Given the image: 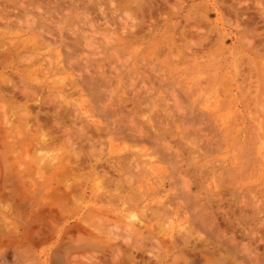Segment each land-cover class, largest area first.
I'll return each mask as SVG.
<instances>
[{
  "label": "rangeland",
  "instance_id": "obj_1",
  "mask_svg": "<svg viewBox=\"0 0 264 264\" xmlns=\"http://www.w3.org/2000/svg\"><path fill=\"white\" fill-rule=\"evenodd\" d=\"M65 1L0 0V264H264V0Z\"/></svg>",
  "mask_w": 264,
  "mask_h": 264
},
{
  "label": "bare ground",
  "instance_id": "obj_2",
  "mask_svg": "<svg viewBox=\"0 0 264 264\" xmlns=\"http://www.w3.org/2000/svg\"><path fill=\"white\" fill-rule=\"evenodd\" d=\"M10 1L12 2V0H10ZM26 1H27V0H26ZM47 1H48V0H47ZM55 1H56V0H55ZM64 1H65V0H64ZM86 1H87V0H86ZM91 1H92V0H91ZM113 1H114V0H112V4H114ZM135 1H136V0H135ZM179 1H181V0H179ZM233 1H235V0H233ZM240 1H241V0H240ZM247 1H248V0H247ZM13 2H15V1H13ZM30 2H31V1H29L27 4H29ZM35 2H36V1H35ZM39 2H41V1H39ZM52 2H53V1H52ZM65 2H66V1H65ZM79 2H83V1H79ZM154 2H155V1H154ZM182 2H183V1H182ZM184 2H185V1H184ZM228 2H229V1H228ZM231 2H232V1H231ZM7 3H8V2H7ZM7 3L5 2V4H7ZM18 3H19V2H18ZM43 3H44V2H43ZM47 3H48V2H47ZM49 3H51V2H49ZM57 3H58V2H57ZM77 3H78V2H77ZM85 3H86V2H85ZM89 3H90V2H89ZM89 3H87V4L89 5ZM150 3H151V2H150ZM161 3H162V2H161ZM172 3H173V2H172ZM0 4H1V3H0ZM14 4H15V3H14ZM25 4H26V3H25ZM27 4H26V5H27ZM38 4H40V3H38ZM80 4H83V3H80ZM156 4H157V3H156ZM258 4H259V3H258ZM261 4H262V3H261ZM261 4H259V5L261 6ZM10 5H11V4H10ZM19 5H20V4H19ZM22 5H23V3H22ZM22 5H21V6H22ZM26 5H25V7H26ZM36 5H37V4H36ZM41 5H42V4H40V6H38V7H41ZM54 5H55V4H53V6H54ZM64 5H66V4H64ZM123 5H126V4H123ZM128 5H129V4H128ZM130 5H131V4H130ZM145 5H146V4H145ZM2 6H3V5H2ZM56 6H57V5H56ZM80 6H81V5H80ZM94 6H95V5H94ZM99 6H101V5H99ZM102 6H103V5H102ZM173 6H175V5H173ZM0 7H1V5H0ZM6 7H7V5H6ZM35 7H36V6H35ZM38 7H37V8H38ZM50 7H51V6H50ZM65 7H66V6H65ZM65 7H64V8H65ZM67 7H68V6H67ZM112 7H114V6H112ZM124 7H125V6H124ZM126 7H127V6H126ZM148 7H149V6H148ZM156 7H157V6H156ZM8 8H9V6H8ZM22 8H24V7H22ZM29 8H31V7H29ZM84 8H86V7H84ZM98 8H99V7H98ZM122 8H123V7H122ZM143 8H144V7H143ZM149 8H150V7H149ZM149 8H148V9H149ZM175 8H177V7L175 6ZM226 8H228V7H226ZM239 8H240V7H239ZM4 9H5V6H4ZM4 9L2 8V10H4ZM6 9H7V8H6ZM13 9H14V7L11 8L12 11H13ZM33 9H34V8H33ZM39 9H40V8H39ZM47 9H48V8H47ZM52 9H53V8H52ZM79 9H80V8H79ZM101 9H102V8H101ZM157 9H158V8H157ZM165 9H166V8H165ZM246 9H247V8H246ZM0 10H1V9H0ZM9 10H10V9H9ZM9 10H8V12H9ZM44 10H45V9H44ZM54 10H55L54 12H56V9H54ZM91 10H92V9H91ZM99 10H100V9H99ZM149 10H150V9H149ZM167 10H168V9H167ZM4 11H5V10H4ZM12 11H11V12H12ZM16 11H17V12H16ZM16 11H14V12H16V13L20 12V11H18V8H17ZM37 11H38V10H37ZM83 11H84V9H83ZM88 11H90V10H88ZM102 11H105V10H102ZM110 11H111V10H110ZM144 11H145V9H144ZM155 11H157V10H155ZM175 11H176V9H175ZM215 11H216V10H215ZM8 12L6 11V13H8ZM22 12H23V11H22ZM45 12H46V11H45ZM67 12H68V11H67ZM77 12H78V10H77ZM80 12H81V10H80ZM86 12H87V11H86ZM116 12H117V11H116ZM173 12H174V11H173ZM216 12H217V11H216ZM257 12H258V10H257ZM262 12H263V9L261 10V13H262ZM32 13H33V12H32ZM146 13H147V12H146ZM148 13H149V12H148ZM231 13H232V12H231ZM14 14H15V13H14ZM40 14H41V13H40ZM40 14H39V15H40ZM70 14H71V13H70ZM104 14H105V13H104ZM133 14H134V13H133ZM158 14H159V13H158ZM0 15H1V14H0ZM20 15H21V13H20ZM23 15H24V14H23ZM37 15H38V14H37ZM68 15H69V14H68ZM78 15H79V13H78ZM139 15H140V14H139ZM159 15H160V14H159ZM165 15H166V14H165ZM228 15H229V14H228ZM263 15H264V14H263ZM1 16H3V15H1ZM1 16H0V17H1ZM18 16H19V15H18ZM29 16H30V15H29ZM32 16L34 17V15H32ZM32 16H31V17H32ZM150 16H151V13H150ZM150 16H149V17H150ZM185 16H186V15H185ZM8 17H11V16L9 15ZM38 17H39V16H38ZM65 17H66V16H65ZM140 17H141V16H140ZM166 17H167V19H168V15H167ZM2 18H3V17H2ZM2 18H0V19H2ZM22 18H23V17H22ZM34 18H36V17H34ZM34 18H33V19H34ZM44 18H45V16H44ZM128 18H129V17H128ZM151 18H152V17H151ZM160 18H161V15H160ZM170 18H171V17H170ZM183 18H184V17H183ZM238 18H239V17H238ZM5 19H6V18H5ZM11 19H12V18H11ZM13 19H14V18H13ZM27 19H29V18L27 17ZM30 19H32V18H30ZM42 19H43V18H42ZM67 19H68V18H67ZM154 19H155V18H153V21H156V20H154ZM3 20H4V19H3ZM128 20H129V19H128ZM130 20H131V19H130ZM139 20H140V19H139ZM162 20H163V19H162ZM183 20H184V19H183ZM236 20L238 21L239 19L236 18ZM6 21H7V19H6ZM8 21H9V18H8ZM8 21H7V22H8ZM11 21H12V20H11ZM11 21H10V22H11ZM18 21H19V19H18ZM25 21H26V20H25ZM28 21H29V20H28ZM65 21H67V20H65ZM106 21H107V20H106ZM153 21H152V22H153ZM199 21H200V20H199ZM1 22H3V21L1 20ZM10 22H9V23H10ZM20 22H22V21L20 20ZM37 22H38V21H37ZM85 22H86V21H85ZM131 22H133V21H131ZM134 22H135V21H134ZM138 22H139V21H138ZM239 22H240V21H238L237 24H238ZM11 23H13V22H11ZM15 23H16V21H15ZM24 23H27V21L24 22ZM89 23H90V22H89ZM181 23L183 24V21H182ZM181 23H180V24H181ZM191 23H192V22H191ZM193 23H194V22H193ZM233 23H234V22H233ZM5 24H7V23H5ZM19 24H20V23H19ZM84 24H85V23H84ZM90 24H91V23H90ZM131 24H132V23H131ZM154 24H155V23H154ZM172 24H173V23H172ZM197 24H198V23H197ZM229 24H230V23H229ZM239 24H240V23H239ZM11 25H12V24H11ZM24 25H26V24H24ZM62 25H63V24H62ZM134 25H135V24H134ZM144 25H145V24H144ZM150 25H151V24H150ZM152 25H153V24H152ZM189 25H190V24H189ZM191 25H192V24H191ZM191 25H190V26H191ZM193 25H194V24H193ZM3 26H4V25H3ZM5 26H6V25H5ZM12 26H13V25H12ZM124 26H125V25H124ZM171 26H172V25H171ZM187 26H188V25H187ZM187 26H186V27H187ZM195 26H196V27H195L194 29H195V33H196L197 25L195 24ZM238 26H239V25H238ZM30 27H31V26H30ZM72 27H73V26H72ZM128 27H129V26H128ZM132 27H133V25H132L130 28H132ZM136 27H137V26H136ZM142 27H144V26H142ZM181 27H182V25H181ZM181 27H180V28H181ZM200 27H201V26H200ZM8 28H9V27H8ZM11 28H12V27H11ZM17 28H18V27H17ZM138 28H139V27H138ZM147 28H148V27H147ZM152 28H153V26H152ZM152 28H150V29H152ZM168 28H169V27H168ZM176 28L178 29L179 26H176ZM187 28H188V27H187ZM201 28H202V27H201ZM1 29H2V28H1ZM6 29H7V28H6ZM23 29H25V28H23ZM39 29H40V28H39ZM135 29H136V28H135ZM191 29H192V26H191ZM172 30H174V29H172ZM200 30H201V29H200ZM5 31H6V30H5ZM73 31H75V29H73ZM82 31H83V30H82ZM133 31H135V30H133ZM156 31H158V30H156ZM180 31H181V30H180ZM186 31H187V30H186ZM198 31H199V30H198ZM206 31H208V30H206ZM2 32H3V31H1V33H2ZM18 32H19V31H18ZM39 32H40V31H39ZM83 32H84V31H83ZM170 32H171V31H170ZM165 33H166V32H165ZM178 33H179V31H178ZM178 33H177V34H178ZM187 33H191V32H187ZM193 33H194V32H193ZM204 33H205V32H204ZM19 34H20V33H19ZM48 34H49V33H48ZM67 34H68V33H67ZM139 34H140V33H139ZM184 34H185V33H184ZM161 35H162V34H161ZM178 35H179V34H178ZM180 35H181V34H180ZM48 36H49V35H48ZM158 36H159V35H158ZM53 37H54V36H53ZM53 37H52V38H53ZM146 37H147V36H146ZM171 37H172V36H171ZM178 37H179V36H178ZM178 37H177V39H178ZM1 38H3V37H1ZM40 38H41V37H40ZM43 38H44V36H43ZM61 38H62V37H61ZM74 38H75V37H74ZM77 38H78V37H77ZM118 38H119V37H118ZM139 38H141V36H140ZM151 38H152V36H151ZM158 38H159V37H158ZM179 38H180V37H179ZM209 38H210V37H209ZM216 38H217V37H216ZM14 39H16V38H14ZM26 39H27V37H25V40H26ZM44 39H45V38H44ZM57 39H58V38H57ZM103 39H104V38H103ZM143 39H145V38H143ZM180 39H182V38H180ZM183 39H184V38H183ZM263 39H264V38H263ZM1 40H2V39H1ZM16 40H17V39H16ZM27 40H29V37H28ZM40 40H41V39H40ZM40 40H39V41H40ZM47 40H49V39H47ZM54 40H55V39H54ZM65 40H66V39H65ZM139 40H140V39H139ZM260 40H261V39H260ZM10 41H13V40H10ZM14 41H15V40H14ZM22 41H23V40H22ZM43 41H44V40H43ZM70 41H71V40H70ZM75 41H76V40H75ZM107 41H108V40H107ZM7 42H9V40H7ZM28 42H29V41H28ZM33 42H34V41H33ZM79 42H81V41L79 40ZM129 42H130V41H129ZM260 42H261V41H260ZM11 43H13V42H11ZM16 43H17V42H16ZM16 43H15V45H16ZM22 43H24V42H22ZM41 43H42V42H41ZM53 43H54V42H53ZM120 43H121V42H120ZM126 43H127V42H126ZM126 43H125V44H126ZM0 44H1V43H0ZM8 44H10V42H9ZM13 44H14V43H13ZM13 44H12V45H13ZM17 44H18V43H17ZM30 44H32V43L30 42ZM45 44H47V42H46ZM56 44H57V43H56ZM169 44H170V43H169ZM192 44H193V43H192ZM2 45H3V44H2ZM2 45H1V46H2ZM10 45H11V44H10ZM21 45H22V44H21ZM21 45H20V46H21ZM51 45H52V44H51ZM51 45H50V46H51ZM69 45H70V44H69ZM87 45H88V44H87ZM87 45H86V46H87ZM5 46L7 47V45H5ZM71 46H72V45H71ZM88 46H89V45H88ZM2 47H3V46H2ZM6 47H5V48H6ZM12 47H13V46H12ZM29 47H30V46H29ZM40 47H41V45H40ZM52 47H54V46L52 45ZM203 47H204V46H203ZM9 48H10V47H9ZM12 49H14V47H13ZM17 49H18V48H17ZM43 49H44V48H43ZM48 49H49V48H48ZM50 49H52V48H50ZM59 49H60V48H59ZM113 49H114V48H113ZM204 49H205V48H204ZM46 51H47V50H45L44 53H45V54H48ZM58 51H59V50H58ZM58 51H57V52H58ZM111 51L114 52V50H111ZM135 51H136V50H135ZM198 51H199V50H198ZM10 52H11V51H10ZM22 52H23V51H22ZM24 52H28V51H25V50H24ZM41 52H43V50H42ZM48 52H50V51H48ZM55 52H56V51H55ZM29 53H30V52H29ZM36 53H37V51H36ZM44 53H43V54H44ZM60 53H61V52H58V54H60ZM114 53H115V52H114ZM174 53H176V52L174 51ZM174 53H173V54H174ZM177 53H178V52H177ZM200 53H202V52H200ZM13 54H14V53H13ZM19 54H20V53H19ZM53 54H54V53H53ZM55 54H56V53H55ZM55 54H54V55H55ZM61 54H62V53H61ZM5 55H6V54H5ZM15 55H16V54H15ZM26 55H27V53H26ZM29 55L31 56V53H30ZM35 55H37V54H35ZM40 55L42 56V54H40ZM56 55H57V54H56ZM17 56H18V55H17ZM30 56L28 57V59L30 58ZM60 56H61V55H60ZM1 57H2V56H1ZM9 57H10V55H9ZM38 57H39V56H38ZM47 57H48V56H47ZM55 57H56V56H55ZM55 57H54V58H55ZM62 57H63V55H62ZM62 57H61V58H62ZM108 57H109V56H108ZM10 58H12V57H10ZM15 58H16V57H15ZM45 58H46V57H45ZM57 58H58V56H57ZM61 58H60V59H61ZM192 58H193V57H192ZM25 59H26V58H25ZM50 59H52V57H50ZM32 60H33V62L35 61V59H34V55H33ZM40 60H41V58H40ZM65 60H66V59H65ZM191 60H192V59H191ZM30 61H31V59H30ZM38 61H39V59H38ZM56 61L58 62V61H60V60H56ZM22 62H23V61H22ZM31 62H32V61H31ZM31 62H30V63H31ZM33 62H32V63H33ZM50 62H51V61H50ZM4 63H5V62H4ZM8 63H9V62H8ZM10 63H11V61H10ZM17 63H18V61H17ZM36 63H37V62H36ZM42 63H44V62H41V64H42ZM62 63H63V62H62ZM118 63H119V62H118ZM56 64H58V63H56ZM175 64H176V62H175ZM175 64H174V65H175ZM182 64H183V63H182ZM14 65H15V63H14ZM45 65H46V64H45ZM50 65H52V62H51ZM2 66H3V64H2ZM7 66H8V64H7ZM30 66H31V65H30ZM113 66H114V65H113ZM39 67H40V66H38V68H39ZM42 67H43V66H42ZM52 67H53V66H52ZM99 67H100V66H99ZM2 68H3V67H2ZM35 68H36V67H35ZM43 68H44V67H43ZM47 68H48V67H47ZM50 68H51V67H50ZM64 68H65V67H64ZM13 69H14V68H13ZM40 69H41V68H40ZM45 69H46V68H45ZM65 69H66V68H65ZM180 69H181V68H180ZM35 70H36V69H35ZM50 71H51V69H50ZM59 71H61V69H60ZM63 71H64V70H63ZM25 72H26V71H25ZM38 72H39V71H38ZM46 72H47V69H46ZM46 72H45V73H46ZM33 73H34V71H33ZM49 73H51V72H49ZM119 73H120V72H119ZM39 75H40V74H39ZM42 75H43V74H42ZM80 75H81V74H80ZM12 76H13V75H12ZM2 77H3V76H2ZM35 77H36V76H35ZM7 78H8V75H7ZM9 78H10V76H9ZM9 78L7 79V80H9V82L6 81V83L8 82L9 85H11V84H10V79H9ZM18 78H19V76H18ZM20 78H21V77H20ZM66 78H67V77H66ZM100 78H101V77H100ZM5 79H6V78H5ZM74 79H75V78H74ZM84 79H85V78H84ZM97 79H98V78H97ZM35 80H36V79H35ZM37 80H38V79H37ZM37 80H36V81H37ZM39 80H40V79H39ZM39 80H38V83H40ZM41 80H42V79H41ZM41 80H40V81H41ZM56 80L58 81V78H57ZM70 80H71V79H70ZM91 80H92V79H91ZM22 81H23V80H22ZM24 81H25V80H24ZM33 81H34V80H33ZM54 81H55V79H54ZM62 81H63V78H62ZM62 81L59 82V84L62 83ZM74 81H75V80H74ZM74 81H73V82H74ZM17 82H18V81H17ZM20 82H21V81H20ZM25 82H26V81H25ZM25 82H24V85H25ZM41 82H42V81H41ZM22 83H23V82H22ZM26 83H27V82H26ZM52 83H53V82H52ZM77 83H78V81H77ZM81 83H82V81H81ZM81 83H80V84H81ZM86 83H87V82H86ZM89 83H90V82H89ZM14 84H15V83H14ZM63 84H64V83H63ZM67 84H68V83H67ZM73 84H75V83H73ZM73 84H72V85H73ZM78 84H79V83H78ZM99 84H100V83H99ZM99 84H98V85H99ZM102 84H103V83H102ZM129 84H130V83H129ZM1 85H2V84H1ZM26 85H27V84H26ZM72 85H70V87H71ZM95 85H96V84H95ZM3 86H4V85H3ZM21 86H22V85H21ZM29 86H30V88H31V85H29ZM96 86H97V85H96ZM100 86H101V85H100ZM100 86H99V87H100ZM9 87H10V86H9ZM33 87H34V86H33ZM68 87H69V85H68ZM70 87H69V88H70ZM26 88H27V86H26ZM26 88H25V89H26ZM37 88H38V87H37ZM54 88H55V87H54ZM89 88H90V87H89ZM14 89H15V88H14ZM16 89H17V88H16ZM39 89H41V88H39ZM84 89H85V88H84ZM3 90H4V89H3ZM29 90H30V89H29ZM32 90H33V89H32ZM58 90H59V88H58ZM88 90H89V89H88ZM96 90H97V89H96ZM4 91H5V90H4ZM26 91H27V89H26ZM34 91H35V93H36V90H34ZM37 91H38V90H37ZM99 91H100V90H99ZM13 92H14V91H13ZM28 92H29V91H28ZM82 92H83V91H82ZM88 92H89V91H88ZM46 93H47V92H46ZM79 93H80V92H79ZM98 93H99V92H98ZM26 94H28V93H26ZM38 94H40V92H39ZM60 94H61V93H60ZM5 95H7V94H5ZM31 95H32V94H31ZM53 95H54V94H53ZM24 96H25V95H24ZM36 96H37V93H36ZM55 96H56V95H55ZM61 96H62V94H61ZM8 97H10V96H8ZM26 97H27V96H26ZM32 97H33V95H32ZM49 97H50V95H49ZM49 97H48V98H49ZM11 98H14V97H11ZM39 98H40V97H39ZM56 98H57V97H56ZM60 98H61V97H60ZM24 99H25V98H24ZM45 99H46V98H45ZM51 99H52V98H51ZM62 99H63V97H62ZM99 99H100V98H99ZM34 100H35V98H34ZM55 100H57V99H55ZM63 100H64V99H63ZM14 101H15V100H14ZM23 101H24V100H23ZM32 101H33V100H32ZM36 101H37V100H36ZM39 101H40V100H39ZM43 101H44V100H43ZM123 101H124V100H123ZM15 102H16V101H15ZM26 102H27V101H26ZM37 102H38V101H37ZM64 102H65V101H64ZM21 103H22V102H21ZM28 103H29V102H28ZM31 103H32V102H31ZM31 103H29V104H31ZM38 103H40V102H38ZM112 103H113V102H112ZM134 103H135V101H134ZM1 104L3 105V103H1ZM15 104H16V103H15ZM15 104H14V105H15ZM22 104H23V103H22ZM24 104H25V103H24ZM32 104H33V103H32ZM42 104H43V103H42ZM48 104H49V101H48ZM60 104H61V103H60ZM117 104H118V102H117ZM138 104H139V103H138ZM2 105H1V106H2ZM6 105H8V104H6ZM6 105H3L2 108L0 107L4 112H5V111L7 112V110H9V109H6V108H5ZM18 105H19V104H18ZM37 105H38V104H37ZM37 105H36V106H37ZM4 106H5V107H4ZM20 106H21V105H20ZM25 106H26V105H25ZM31 106H32V105H31ZM31 106H30V107H31ZM38 106L40 107V105H38ZM43 106H45V105L43 104ZM53 106H54V103H53ZM55 106H56V105H55ZM112 106H113V104H112ZM138 106H139V105H138ZM16 107H17V106H16ZM21 107L24 108L23 106H21ZM61 107H62V105H61ZM66 107H68V105H67ZM70 107H71V106H70ZM3 108H5V109H3ZM22 108H21V109H22ZM25 108H26V107H25ZM25 108H24V109H25ZM49 108H50V106H49ZM115 108H116V107H115ZM19 109H20V108H19ZM19 109H17V110H19ZM21 109H20V110H21ZM26 109H27V108H26ZM36 109H38V108H36ZM60 109H61V108H60ZM60 109H59V110H60ZM76 109H78V108H76ZM118 109H119V108H118ZM133 109H134V108H133ZM137 109H138V108H137ZM10 110H11V109H10ZM50 110H51V108H50ZM65 111H66V109H65ZM65 111H64V113H65ZM71 111H72V110H71ZM75 111H77V110H75ZM116 111H117V110H116ZM121 111H122V110H121ZM10 112H11V111H10ZM24 112H25V111H24ZM24 112H23V113H24ZM57 112H58V111H57ZM111 112H112V110H111ZM137 112H138V110H137ZM4 114H5V113H4ZM4 114H3V115H4ZM12 114H13V112H12ZM19 114H20V113H18V115H19ZM115 114H116V113H115ZM119 114H120V113H119ZM121 114H122V113H121ZM26 115H29V114L26 112ZM58 115H59V113H58ZM64 115H65V114H64ZM134 115H135V114H134ZM7 116H9V115H7ZM15 116H16V115H15ZM40 116H41V115H40ZM59 116H60V115H59ZM74 116H75V115H74ZM76 116H77V115H76ZM127 116H129V115H127ZM130 116H131V115H130ZM11 117H12V116H11ZM25 117H26V116H25ZM79 117H80V116H79ZM121 117H122V116H121ZM28 118H29V117H28ZM28 118L26 117V120H27ZM30 118H31V117H30ZM49 118H50V117H49ZM72 118H73V116H72ZM123 118H124V117H123ZM4 119L6 120V116H5V115H4ZM7 119H8V121L10 122L11 119L9 120L8 117H7ZM12 119H13V117H12ZM14 119H15V118H14ZM35 119H36V118H35ZM47 119H48V118H47ZM65 119H66V118H65ZM79 119H80V118H79ZM83 119H84V118H83ZM111 119H112V118H111ZM15 120H16V119H15ZM15 120H14V121H15ZM30 120H31V119H30ZM44 120H45V119H44ZM48 120H49V119H48ZM55 120H56V119H55ZM55 120H54V121H55ZM90 120H91V119H90ZM124 120H125V119H124ZM8 121L6 120L7 124H8ZM27 121H29V120H27ZM41 121H42V120H41ZM78 121H79V120H78ZM168 121H169V120H168ZM11 122H12V121H11ZM33 122H34V121H33ZM60 122H61V121H60ZM60 122H59V123H60ZM68 122H69V121H68ZM79 122H80V121H79ZM100 122H101V121H100ZM129 122H130V121H129ZM164 122H165V121H164ZM4 123H5V122H4ZM35 123H37V122H35ZM56 123H57V121H55V124H56ZM71 123H72V122H71ZM96 123H97V122H96ZM113 123H114V122H113ZM122 123H125V124H126V122H121V124H122ZM135 123H136V122H135ZM9 124L12 125V123H9ZM13 124H14V123H13ZM16 124H18L17 121H16ZM30 124H31V123H30ZM32 124H33V123H32ZM32 124H31V125H32ZM37 124H38V123H37ZM37 124H36V125H37ZM61 124H62V122H61ZM61 124H60V125L58 124V126L62 127ZM67 124H68V123H67ZM73 124L75 125V122H74ZM81 124H82V123H81ZM83 124H84V123H83ZM18 125H19V124H18ZM88 125H89V124H88ZM94 125L96 126L97 124H94ZM100 125H103V124L100 123ZM122 125H123V124H122ZM130 125H133V123H131ZM136 125H137V124H136ZM139 125H140V124H139ZM6 126H8V125H6ZM32 126H33V125H32ZM34 126H35V125H34ZM41 126H43V124H42ZM58 126H57V128H58ZM66 126H67V125H66ZM72 126H73V125H72ZM75 126H76V125H75ZM77 126H78V125H77ZM113 126H114V125H113ZM123 126H124V125H123ZM133 126H134V125H133ZM16 127H17V125H16ZM37 127H38V126H37ZM39 127H40V126H39ZM69 127H70V126H69ZM69 127H68V128H69ZM79 127H80V128H79ZM87 127H89V126H87ZM92 127H93V126H92ZM108 127H111V126L109 125ZM116 127H117V126H116ZM127 127H128V126H127ZM130 127H131V126H130ZM26 128H27V127H26ZM42 128H43V127H42ZM73 128H74V127H73ZM75 128H76V127H75ZM77 128L79 129L78 131L81 133L83 127L81 128V125H80V126H78ZM96 128H97V127H96ZM131 128H132V127H131ZM136 128H138V126H137ZM136 128H134V129H136ZM9 129H10V128H9ZM12 129H14V128H12ZM16 129H17V128H16ZM16 129H15V130H16ZM36 129H37V128H36ZM48 129H49V128H48ZM54 129H56V128H54ZM69 129H70V128H69ZM69 129H68V130H69ZM86 129H87V128H86ZM86 129H85V130H86ZM89 129H90V128H89ZM89 129L86 130V131H84V133H85V132L87 133V131H90ZM110 129H111V128H110ZM138 129H139V128H138ZM140 129H141V125H140ZM165 129H166V128H165ZM40 130H41V129H40ZM44 130H45V129H44ZM44 130H42V134H43V135H44ZM59 130H61V129L59 128ZM66 130H67V129L64 128L63 131L67 132ZM101 130H102V129H101ZM114 130H115V129H114ZM130 130H131V129H130ZM130 130H128V131L130 132ZM145 130H146V129H145ZM145 130L143 129L144 132H146ZM45 131H46V130H45ZM69 131H70V130H69ZM76 131H77V129H76ZM78 131H77V132H78ZM106 131H107V129H106ZM125 131H127V130L125 129ZM138 131H139V130H138ZM169 131H170V130H169ZM18 132H19V131H18ZM40 132H41V131H40ZM71 132L73 133V130H71ZM79 132H78V133H79ZM136 132H137V131H136ZM38 133H39V132H38ZM59 133H60V132H59ZM72 133H71V134H72ZM80 133H79V134H80ZM98 133H99V132H98ZM120 133H121V132H120ZM124 133H125V132H124ZM124 133L122 132L121 134H118V135L123 136V135L126 134V133H125V134H124ZM131 133H132V132H131ZM139 133H140V132H139ZM141 133H142V129H141ZM146 133H147V132H146ZM52 134H53V133H52ZM56 134H57V133H56ZM56 134H55V136H56ZM65 134H66V133H65ZM68 134H69V132H68ZM74 134H75V133H74ZM81 134H82V133H81ZM91 134L93 135V133H91ZM94 134H95V133H94ZM114 134H115V133H114ZM122 134H123V135H122ZM127 134H129V133H127ZM132 134H133V133H132ZM132 134H131V135H132ZM142 134H143V133H142ZM14 135H16V134H14ZM43 135H42V136H43ZM48 135H49V134H48ZM57 135H58V134H57ZM62 135H63V134H62ZM75 135H76V134H75ZM100 135H101V134H100ZM100 135H99V136H100ZM104 135H105V134H104ZM135 135H136V134H135ZM137 135H138V134H137ZM137 135H136V136H137ZM143 135H145V133H144ZM143 135H142V136H143ZM146 135H147V134H146ZM148 135H150V134L148 133ZM5 136H6V135H5ZM44 136H45V135H44ZM44 136H43V139H46V138H44ZM50 136H51V135H50ZM70 136H71V135H70ZM133 136H134V134H133ZM133 136H132V137H133ZM140 136H141V135H140ZM140 136H139L138 138H140ZM163 136H164V135H163ZM166 136H167V135H166ZM63 137H65V136H63ZM74 137H75V136H74ZM91 137H92V136H91ZM97 137H98V136H97ZM102 137L104 138V136H101V137H100L101 140H103ZM116 137H118V136H116ZM145 137H146V136H145ZM149 137H150V136H149ZM47 138H48V137H47ZM53 138H54V136H53ZM55 138H57V137H55ZM82 138H83V137H82ZM82 138H81V139H82ZM146 138H147V137H146ZM40 139H42V138H40ZM43 139H42V140H43ZM49 139H50V138H49ZM49 139H48V140H49ZM64 139H65V138H64ZM68 139H70V138H69V135H68ZM75 139L77 140V136L75 137ZM95 139H96V137H95ZM148 139H149V138H148ZM59 140H60V139H59ZM59 140H58V142H59ZM65 140H66V139H65ZM87 140H88V139H87ZM87 140H86V141H87ZM101 140H100L99 142H101ZM33 141H35L34 143H37L36 140H33ZM49 141H50V140H49ZM49 141H48V142H49ZM54 141H55V140H54ZM95 141H96V140H95ZM97 141H98V140H97ZM97 141H96V142H97ZM160 141H161V140H160ZM39 142H40V141H39ZM41 142H42V141H41ZM48 142H47V140H46L45 143L47 144ZM58 142H57V143H58ZM63 142H64V141H63ZM69 142H70V140H69ZM75 142H76V141H75ZM78 142H79V141H78ZM89 142H91V140H90ZM163 142H164V141H163ZM42 143H44V141H43ZM66 143H67V142H66ZM66 143H64V144H66ZM91 143H92V142H91ZM49 144H50V143H49ZM51 144L54 145V143H51ZM64 144H63V145H64ZM69 144H71V143H69ZM81 144H83V142H82ZM112 144H113V143H112ZM35 145H36V144H35ZM37 145H38V146H42V144H40V143H38ZM52 145H49V147H47L48 145H46V147H47V148H51V147H52V149H53V147L56 148L55 146H52ZM166 145H167V144H166ZM38 146H37V147H38ZM50 146H51V147H50ZM69 146H70V145H69ZM69 146H68V148H69ZM76 146H77V145H76ZM43 147H45L44 144H43ZM63 147H64V146H63ZM70 147H72V146H70ZM80 147H81V146H80ZM82 147H83V148H82V149L80 148V149H81V150H84V148H85L84 145H83ZM26 148H27V147H26ZM38 148H39V147H38ZM61 148H62V147H61ZM171 148H172V146H171ZM75 149H76V147H75ZM75 149H74L73 151H76ZM169 149H170V148H169ZM44 150L46 151V149H44ZM49 150H50V149H49ZM85 150H86V149H85ZM85 150H84V151H85ZM117 150H118V149H117ZM172 150H173V149H172ZM174 150H175V149H174ZM177 150H178V149H177ZM38 151H39V150H38ZM84 151H80V152H81V153L83 152L82 154H84ZM167 151H168V150H167ZM167 151H166V152H167ZM181 151H182V150H181ZM176 152H177V151H176ZM35 153H36V152H35ZM74 153L76 154V152H74ZM121 153H122V152H121ZM178 153H179V152H178ZM180 153H181V152H180ZM40 154H41V153H40ZM75 154H74V155H75ZM103 154H104V153H103ZM29 155H30V154H29ZM58 155H59V154H58ZM62 155H63V154H62ZM68 155H70V153H68ZM68 155H67V156H68ZM76 155H77V154H76ZM76 155H75V159H76V157H77ZM78 155L80 156V153H78ZM84 155H85V154H84ZM91 155H92V152H91ZM12 156H13V155H12ZM42 156H43V158H46V157H47V156L45 157V156L43 155V153H42L41 157H42ZM64 156H65V155H64ZM93 156H95V155H93ZM178 156H179V155H178ZM27 157H29V156H27ZM48 157H49V156H48ZM71 157H72V156H71ZM95 157H96V156H95ZM100 157H101V156H100ZM100 157H98V158H100ZM50 158H52V157H50ZM69 158H70V156H69ZM85 158H87V157H85ZM124 158H125V156H124ZM175 158H176V157H175ZM81 159H82V158H81ZM93 159H95V158H93ZM100 159H101V158H100ZM102 159H103V158H102ZM36 160H38V159H36ZM42 160H43V159H42ZM66 160H70V159L67 158V159H65L62 163H64ZM110 160H111V159H110ZM126 160H127V159H125V161H126ZM179 160H180V159H179ZM27 161H28V160H27ZM32 161H33V160H32ZM49 161H50V160H49ZM54 161H55V160H54ZM59 161H60V160H59ZM70 161H71V163H72V162H75V161H72V160H70ZM86 161H87V160H86ZM111 161H112V160H111ZM119 161H120V160H119ZM119 161H118V162H119ZM84 162H85V161H84ZM93 162H94V161H93ZM105 162H106V161H105ZM114 162H115V161H114ZM120 162H121V161H120ZM127 162H128V161H127ZM24 163H25V162H23V165H24ZM42 163H43V162H42ZM44 163H45V162H44ZM48 163H49V162H48ZM48 163H47V164H48ZM65 163L67 164V162H65ZM65 163H64L63 166L66 165ZM68 163H69V162H68ZM85 163H86V162H85ZM129 163H131V162L129 161ZM54 164H55V163H54ZM74 164H75V163H74ZM106 164H107V163H106ZM21 165H22V164H21ZM59 165H60V164H59ZM81 165H82V164H81ZM85 165H86V164H85ZM88 165H89V164H88ZM103 165H104V164H103ZM124 165H125V164H124ZM131 165H132V164L128 165V167L131 166ZM182 165H183V164H182ZM46 166H47V165H46ZM48 166L50 167L51 165L49 164ZM54 166H55V165H54ZM72 166H73V164H72ZM95 166H96V164H95ZM109 166H110V165H109ZM118 166H119V165H118ZM118 166H116V167H118ZM32 167H33V166H32ZM34 167H35V166H34ZM43 167H44V166H43ZM49 167H48V168H49ZM55 167H56V166H55ZM76 167H77V166H76ZM79 167H80V166H79ZM102 167H103V166H102ZM21 168H22V167H21ZM48 168L45 167V170H46V169L49 170V171L52 170V169L50 170V168H49V169H48ZM58 168L60 169V166H59ZM62 168H63V167H62ZM66 168H68V165L65 166V169H66ZM69 168H70V167H69ZM77 168H78V167H77ZM80 168H81V167H80ZM88 168H89V167H88ZM104 168H106V167H104ZM120 168L122 169V166H121ZM125 168H126V167H125ZM134 168H135V167H134ZM65 169H64L62 172H64ZM74 169H76V168H74ZM101 169H102V168H101ZM121 169H120V170H121ZM1 170H2V169H1ZM24 170H27V169L24 168ZM92 170H93V169H92ZM102 170H103V169H102ZM104 170H106V169H104ZM111 170H112V169H111ZM179 170H180V169H179ZM49 171H48V172H49ZM86 171L88 172L87 169H86ZM114 171H115V170H114ZM116 171H117V170H116ZM1 172H2V171H1ZM45 172H46V171H45ZM87 172H86V173H87ZM99 172H100V171H99ZM99 172H98V175H99ZM103 172H104V171H103ZM107 172H109V171H107ZM107 172H106V173H107ZM117 172H118V171H117ZM131 172H132V171H131ZM129 173H130V172H129ZM178 173H179V171H178ZM196 173H197V172H196ZM47 174H48V173H47ZM59 174H61V173L59 172ZM65 174H67V173L62 174V175H64L63 178H66V177H68V176L70 177V175H71L72 173H70V175L67 174L66 177H65ZM101 174H102V173H101ZM111 174H112V173H111ZM111 174H110V172H109L108 175L112 176L113 174H112V175H111ZM114 174H115V173H114ZM131 174H132V173H131ZM1 175H2V173H1ZM22 175H23V174H22ZM88 175H89V174H88ZM88 175H87V176H88ZM118 175H119V172H118ZM104 176H105V175H104ZM104 176H102V177H104ZM126 176H127V175H126ZM58 177H59V175H58ZM60 177H61V180H62V176H60ZM81 177H82V176H81ZM83 177H84V176H83ZM108 177H109V176H108ZM120 177H122V176L120 175ZM120 177H118V178H119L118 181H121V182H120V183H121L120 185H122V180H120ZM180 177H181V176H180ZM198 177H199V176H198ZM32 178H33V177H32ZM114 178L116 179L117 177H114ZM127 178H128V176H127ZM181 178H182V177H181ZM30 179H31V178H30ZM74 179H76V178H74ZM86 179H87V178H86ZM86 179H84V180L86 181ZM105 179H106V178H105ZM115 179H114V180H115ZM122 179H123V177H122ZM61 180H60V181H61ZM65 180H66V179H65ZM72 180H73V179H72ZM72 180H70V182H71ZM112 180H113V178H112ZM112 180H111V181H112ZM123 180H124V179H123ZM129 180H131V182H132V179H129ZM67 181H68V180H66V182H64V180H62V183H63V182H64V183H67ZM100 181H101V179H100ZM108 181H110V178H109ZM185 181H188V180H185ZM185 181H184V182H185ZM70 182H68V184H70ZM116 182H117V181H115V183H116ZM124 182H126V181H124ZM131 182H130V184H131ZM64 183H63V184L60 183V184L63 186ZM99 183H100V182H99ZM99 183H97V184H99ZM104 183H105V182H104ZM106 183H107V182H106ZM108 183H109V182H108ZM68 184H67V186H68ZM73 184H74V183H72V185H73ZM101 184H102V182H101ZM118 184H119V183H118ZM126 184H127V182H126ZM186 184H187V182H186ZM65 185H66V184H65ZM65 185H64V186H65ZM115 185H116V184H115ZM79 186H80V185H79ZM110 186H111V185H110ZM112 186H113V185H112ZM59 187H61V186H59ZM59 187H58V190H57V191L60 190ZM102 187H103V186H102ZM66 188H68V187H66ZM71 188H72V187H71ZM74 188H75V187H74ZM185 188H186V187H185ZM61 189H62V187H61ZM68 189H70V187H69ZM81 189H82V188H81ZM118 189H119V188H118ZM94 190H95V189H94ZM62 191H63V189H62ZM62 191L60 190V191H59V194H58V195H60V192H61V197L63 196ZM68 191H69V190H68ZM70 191H71V190H70ZM124 191H125V190H124ZM120 192H121V191H120ZM135 192H136V191H135ZM57 193H58V192H57ZM79 193H80V192H79ZM81 193H82V192H81ZM118 193H119V192H118ZM121 193H122V192H121ZM51 194H52V193H51ZM54 194L57 195L56 192H55ZM65 194H67V197H68V193H66V191L64 192V195H65ZM73 194H74V192H73ZM82 194H83V193H82ZM52 195H53V194H52ZM58 195H57V199H58ZM69 195H70V194H69ZM80 195H81V194H80ZM91 195H92V194H91ZM27 197H28V196H27ZM67 197L64 198V199H67ZM107 197H108V196H107ZM196 197H197V196H196ZM28 198H29V197H28ZM59 198H60V197H59ZM68 198H69V197H68ZM174 198H175V197H174ZM64 199H62L63 202H65ZM74 199H75V198H74ZM78 199H79V198H78ZM81 199H82V198H81ZM67 200H68V199H67ZM67 200H66V201H67ZM69 201H70V198H69ZM69 201H67V202L69 203ZM163 201H164V200H163ZM163 201H162V202H163ZM58 202H59V201H58ZM61 202H62V201H61ZM68 203H67V204H68ZM75 203H76V202H75ZM171 203H172V202H171ZM200 203H201V202H200ZM172 205H173V204H172ZM66 206H67V205H66ZM74 206H75V205H74ZM75 207H76V206H75ZM165 207H166V206H165ZM65 208H66V207H65ZM163 208H164V207H163ZM199 208H200V207H199ZM204 208H205V207H204ZM10 209H11V208H10ZM62 209H63V208H62ZM153 209H154V208H153ZM153 209H152V210H153ZM165 209L168 210V208H165ZM200 209H201V208H200ZM167 210H166V211H167ZM153 211H154V210H153ZM204 211H205V210H204ZM207 211H208V210H207ZM257 211H259V210H257ZM65 212H67V211H65ZM163 212H164V210H163ZM245 212H246V211H245ZM144 213H145V212H144ZM166 213H168V212H166ZM241 213H242V212H241ZM241 213H240V214H241ZM69 214H70V213H69ZM161 214H162V213H161ZM169 214H170V213H169ZM206 214H208V213H206ZM242 214H243V213H242ZM52 215H53V213H52ZM130 215H131V214H130ZM133 215H134V214H133ZM133 215H132V216H133ZM142 215H143V214H142ZM144 215H145V214H144ZM209 215H210V214H209ZM231 215H232V214H231ZM244 215H245V214H244ZM244 215H243V216H244ZM132 216H131V217H132ZM135 216H136V215H135ZM168 216H169V215H168ZM205 216H206V215H205ZM229 216H230V215H229ZM229 216H228V217H229ZM259 216H260V215H259ZM92 217H93V216H92ZM126 217H127L128 219H130L129 216H126ZM133 217H134V216H133ZM133 217H132V218H133ZM239 217H242V216H239ZM106 218H107V217H106ZM204 218H205V217H204ZM225 218H226V217H225ZM230 218H231V217H230ZM245 218H246V217H245ZM134 219H136V217H134ZM134 219H132L133 223H134ZM167 219H169V218H167ZM170 219H171V218H170ZM110 220H111V219H110ZM136 220H137V219H136ZM136 220H135V221H136ZM139 220H140V219H139ZM208 220H209V219H208ZM129 221H130V220H129ZM141 221H142V220H141ZM141 221H140V222H141ZM202 221H203V219H202ZM136 222H138V221H136ZM165 222H166V221H165ZM227 222H228V220H227ZM227 222H225L226 225H227ZM245 222H246V221H245ZM131 223H132V222H131ZM131 223H129V224H130V227H131V225L133 226V224H131ZM135 224H136V223H135ZM141 224H142V223H141ZM241 224H242V223H241ZM160 225H161V224H160ZM160 225H159V226H160ZM210 225H211V224H210ZM212 225H213V224H212ZM230 225H231V224H230ZM233 225H234V224H233ZM127 226H128V224H127ZM135 226H136V225H135ZM205 226H206V225H205ZM208 226H209V225H208ZM217 226H218V225H217ZM246 226H247V225H246ZM221 227H222V226H221ZM116 228H117V227H116ZM132 228H133V227H132ZM162 228H163V227H162ZM211 228H212V227H211ZM233 228H234V227H233ZM128 229H129V227H128ZM165 229H166V228H165ZM190 229H191V228H190ZM245 229H246V231H247V228H245ZM125 230H127V229H125ZM195 230H196V229H195ZM225 230H226V229H225ZM97 231H98V230H97ZM106 231H107V230H106ZM127 231H128V230H127ZM129 231H130V230H129ZM161 231H162V230H161ZM222 231H223V230H222ZM222 231H221V232H222ZM228 231H229V230H228ZM232 231H233V230H232ZM101 232H102V231H101ZM101 232H100V233H101ZM181 232H182V231H181ZM187 232H188V231H187ZM223 232H226V231H223ZM108 233H111V232H108ZM229 233H230V232H229ZM231 233H233V235L236 236L235 231H234V232H231ZM243 233H244V232H243ZM116 234H117V233H116ZM226 235H227V234H226ZM228 235H229V234H228ZM185 236L187 237L188 235L186 234ZM219 236H220V235H219ZM222 236H223V235H222ZM224 236H225V235H224ZM224 236H223V238H224ZM242 236H243V235H242ZM131 237H132V236H131ZM234 238H235V237H234ZM106 239H107V238H106ZM184 239L188 240L187 238H184ZM226 239H227V238H226ZM229 239H230V238H229ZM231 239H232V238H231ZM186 240H184V241H186ZM1 244H2V243H1ZM22 245H23V244H22ZM223 247H224V246H223ZM17 249H19V248H17ZM56 251H57V250H56ZM215 253H216V252H215ZM57 254H58V253H57ZM115 259H118V258H117V255H116V258H115ZM263 259H264V258H263ZM55 260H56V259H55ZM114 261H115V260H114ZM122 262H123V261H122ZM125 262H126V261H125ZM210 262H211V261H210ZM215 264H216V263H215ZM258 264H260V263H258Z\"/></svg>",
  "mask_w": 264,
  "mask_h": 264
}]
</instances>
